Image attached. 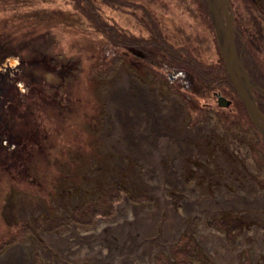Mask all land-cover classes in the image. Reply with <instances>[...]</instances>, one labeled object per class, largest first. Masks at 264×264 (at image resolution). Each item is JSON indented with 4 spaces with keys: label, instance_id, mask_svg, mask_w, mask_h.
Returning <instances> with one entry per match:
<instances>
[{
    "label": "rangeland",
    "instance_id": "rangeland-1",
    "mask_svg": "<svg viewBox=\"0 0 264 264\" xmlns=\"http://www.w3.org/2000/svg\"><path fill=\"white\" fill-rule=\"evenodd\" d=\"M229 2L237 53L264 91V0ZM0 91L36 142L13 168L1 150L0 264H215L203 228L225 258L264 264V141L205 0H0ZM143 95L172 102L159 139L183 136L177 160H148L159 144L136 132L152 121Z\"/></svg>",
    "mask_w": 264,
    "mask_h": 264
},
{
    "label": "water",
    "instance_id": "water-1",
    "mask_svg": "<svg viewBox=\"0 0 264 264\" xmlns=\"http://www.w3.org/2000/svg\"><path fill=\"white\" fill-rule=\"evenodd\" d=\"M205 3L226 75L235 94L242 102L250 122L264 140V116L258 108L254 95V92H258L264 96V91L252 81L243 66L241 55L237 53L230 2L229 0H205ZM215 96L219 107L228 106V102L220 94Z\"/></svg>",
    "mask_w": 264,
    "mask_h": 264
},
{
    "label": "bare ground",
    "instance_id": "bare-ground-1",
    "mask_svg": "<svg viewBox=\"0 0 264 264\" xmlns=\"http://www.w3.org/2000/svg\"><path fill=\"white\" fill-rule=\"evenodd\" d=\"M122 93L125 94V87L122 89ZM142 99L145 103V107L149 110V115L152 118L151 124H146V130L143 128L138 129L136 131L140 138H146L148 140V135H153L155 138L154 140L159 144V149L156 153L151 154L148 158L150 161H158L164 156H171L172 159L177 160L184 151V147L186 145L183 140L182 135H178L175 140V143L170 142V135L165 137L166 139H159L160 136V129L163 121L173 122V117L171 114L172 109V102L167 104V107L164 108L162 102L157 98V96H146L143 95ZM188 134L186 133V136ZM165 203L168 204V200L165 199ZM195 205H197L195 203ZM169 208V207H168ZM170 213L172 214L171 210ZM258 232V231H257ZM256 233V231H254ZM259 235V233L257 234ZM202 243L206 250L213 252V250L219 251V258L215 260V264H236L234 259L229 257V259L225 258L231 256L230 249L226 246V241L223 240V237L217 235L215 232L206 231L205 228L202 229ZM226 246V247H225ZM256 248H261V243L259 242L256 245ZM255 248V249H256ZM224 259L228 260V262L224 261ZM146 264H151V259L146 261Z\"/></svg>",
    "mask_w": 264,
    "mask_h": 264
},
{
    "label": "flooded vegetation",
    "instance_id": "flooded-vegetation-1",
    "mask_svg": "<svg viewBox=\"0 0 264 264\" xmlns=\"http://www.w3.org/2000/svg\"><path fill=\"white\" fill-rule=\"evenodd\" d=\"M24 78H25V76H24ZM32 79H33V77H32ZM33 81H35V79H33ZM30 83L31 82L23 83L24 84V89L27 92L25 93L26 97H24L22 99V101L26 100V98L29 97V95H32L33 93H35L34 92L35 91V89H34L35 86H30ZM11 87L15 88V85H11ZM9 89H10V86L6 90H2V91L6 92ZM0 93L2 94L1 91H0ZM7 93L8 92H6L5 94H7ZM254 95H255V97H260L261 96V97L264 98V96L261 95L258 92H254ZM258 102H259V100H258ZM21 103H23V102H21ZM261 104L262 103L259 102V105H261ZM259 105H258V107H259ZM261 113L264 116V112L261 111ZM13 114H15L17 117H21V114H17V112L15 110H12V113L7 116V114H5V108L3 106V102H0V158H2L3 160H4V154H5L4 152L1 151L3 149L6 152L11 153V156L9 158L14 161L15 154H20L22 152L30 154L29 151L31 149L32 144L36 145L35 140L32 141L31 136L27 135L28 133L21 134V133L18 132V129L16 128L17 125L15 126L14 123H13V120H11ZM37 147L40 148V146H37ZM18 161H20V160H18ZM19 163H23V162H15L14 161V163L11 164V161H10L9 168H13Z\"/></svg>",
    "mask_w": 264,
    "mask_h": 264
},
{
    "label": "trees",
    "instance_id": "trees-1",
    "mask_svg": "<svg viewBox=\"0 0 264 264\" xmlns=\"http://www.w3.org/2000/svg\"><path fill=\"white\" fill-rule=\"evenodd\" d=\"M241 60H242V58H241ZM246 70V69H245ZM249 75V74H248ZM256 84V83H255Z\"/></svg>",
    "mask_w": 264,
    "mask_h": 264
}]
</instances>
